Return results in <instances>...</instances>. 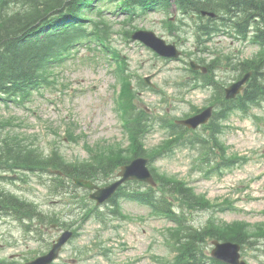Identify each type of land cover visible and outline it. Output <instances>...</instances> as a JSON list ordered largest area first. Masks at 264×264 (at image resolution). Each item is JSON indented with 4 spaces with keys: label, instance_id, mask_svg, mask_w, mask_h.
<instances>
[{
    "label": "rangeland",
    "instance_id": "obj_1",
    "mask_svg": "<svg viewBox=\"0 0 264 264\" xmlns=\"http://www.w3.org/2000/svg\"><path fill=\"white\" fill-rule=\"evenodd\" d=\"M188 19H184L175 7L167 14L153 12L133 20L126 14L110 15L114 31L112 47L127 64L125 75L129 79L119 78L117 65L109 55H102L95 48L82 47L73 58L52 68L54 83L47 90L35 92L25 104L0 103V120H10L0 131V141L7 135H16L23 139L20 141L23 146L37 148L47 155L58 150L71 164L91 163L117 150L130 152L131 135L135 133L131 131L129 120L125 123L124 114L128 108L126 82H129V91L134 93L131 101L139 110L136 112L147 113L143 122L146 126L142 134L143 148L150 156L154 155L155 150L164 147L167 134L171 132L166 125L219 104L215 89L191 74L190 62L200 58L218 68L226 59H247L257 51L222 34L197 46L194 28L190 27L194 24ZM141 30L153 31L168 43L177 44L183 50L182 59L170 61L159 57L128 37V33ZM207 48L209 50L204 53ZM147 77L149 84L145 82ZM235 78L231 67L216 71V81L222 87L235 82ZM220 120L217 123L222 127L217 140L228 147V155L250 156L240 158L238 167L225 164L217 174L206 176L205 171L222 158L211 142L208 147L213 159L201 171L198 159L202 144L195 147V134L209 136V124L195 130L197 133L190 131L182 136H171L172 141L180 142L169 148L165 156L156 155L149 165L159 175L186 180L195 192L221 204L223 211L218 209L216 214L189 211L186 217L192 229L203 230L214 216V224L218 227L230 224L234 225L231 226L233 231H238L247 225L248 232H252L264 222V103L246 113H235L221 123ZM0 176H5L4 171L0 170ZM7 176L0 177V189L39 205L54 222L45 220L39 224L35 222L34 227H24L14 217H2L0 213V264L1 261L27 264L48 253L67 229L76 235L65 245L54 264H173L181 247L176 244L179 241L176 232L170 230L173 223L126 198L121 199L119 217H114L109 206H99L91 200L95 190L78 188L76 191L67 182L70 193L59 196L50 192L55 178L52 174L25 172L8 173ZM115 180L116 176L105 183ZM128 184L127 187H136ZM76 194L81 197L75 199ZM91 208L102 211L101 215H91ZM181 241L186 243L187 240ZM212 250V244H207L206 248L204 243L199 252L209 256ZM242 257L249 264H264V240L254 246L246 245Z\"/></svg>",
    "mask_w": 264,
    "mask_h": 264
},
{
    "label": "trees",
    "instance_id": "obj_2",
    "mask_svg": "<svg viewBox=\"0 0 264 264\" xmlns=\"http://www.w3.org/2000/svg\"><path fill=\"white\" fill-rule=\"evenodd\" d=\"M171 7H176L188 16H196L195 29L199 40L205 35L215 36L223 33L258 46L261 50L255 59L243 63L241 71L253 69L254 77L241 100L228 105L224 112L217 113L216 117L224 118L233 110L261 104L264 101V0H0V102L6 105L27 103L35 92L48 88L50 84L53 85L52 68L60 65L63 60L71 57L75 50L83 46L91 47L94 43H101L110 51L109 43L112 41L114 31L107 18V12L110 15L123 13L134 19L150 12H168ZM202 11L213 12L217 17H204L201 15ZM114 57H118L119 61L116 51ZM126 84H128L126 123L129 120L131 131L135 133L131 135L130 152L117 150L99 156L91 163L71 164L58 150L45 155L37 148L23 146L20 142L23 139L11 134L0 141V170L6 174L0 177L5 179L9 177L8 173L13 172H61L62 175L55 174L50 192L62 195L70 193L67 182L72 184L75 190L78 188L73 182L75 178L104 184L116 175L120 167L136 157H149L152 161L158 154L165 155L166 151L180 140L172 141L170 137L166 139L162 149L155 150L154 155L148 154L142 142V134L146 132L143 122L147 113L136 112L139 110L131 101L134 93L129 91L131 83ZM9 123L10 120H0V131ZM172 125V128H179L172 130V135L184 134L182 130L185 129ZM218 127L217 121H214L209 137L217 135ZM213 139L214 145L220 147L217 137L214 136ZM198 140L204 143L200 163L206 167L208 162L212 161L210 149L205 146L208 141L200 137ZM222 165V162H218L211 166L206 170L207 175L217 173ZM152 172L159 184L158 188L137 182H134L136 187L130 192L121 188L120 193L111 200L114 206L113 214L118 215L119 199L128 197L150 208L152 213L176 222L178 229L174 230L175 236L180 239L185 237L187 241L179 242L181 254L174 264H195L196 260L203 262L196 250H202V245L209 238L242 245L252 244L250 241L252 237L264 238V233L260 234L259 230L247 235L245 225L238 231H233L231 226L218 227L214 224V219L203 230L192 231L187 225V211L188 213L205 209L214 211L217 205L195 194L194 188L187 184L159 175L154 169ZM0 203L6 215L17 217L16 219L22 222L42 223L45 220L54 222L52 216L45 215L36 204L2 189ZM90 214L99 217L96 214L101 215V212L92 209ZM208 260L212 264H222L212 258Z\"/></svg>",
    "mask_w": 264,
    "mask_h": 264
},
{
    "label": "water",
    "instance_id": "obj_3",
    "mask_svg": "<svg viewBox=\"0 0 264 264\" xmlns=\"http://www.w3.org/2000/svg\"><path fill=\"white\" fill-rule=\"evenodd\" d=\"M135 39H140L145 42L148 46L152 47L156 52H158L162 56L167 57H175L177 58L180 55V52L176 49L174 45H167L164 40L156 37L153 32H138L135 36ZM249 79V76H246L241 82L235 84L231 89L227 90L228 96H234L236 92L240 91L243 84ZM212 115V108L207 109L203 113L189 119L183 121L182 124L187 125L188 127L196 128L200 124H203L208 121V119ZM148 160L144 158H138L134 160L130 165L123 167L122 172H120L121 180L116 183L110 185L107 188H98L90 181H86L83 179L76 180L79 186L94 190L97 192L92 195L93 198L97 199L99 203L106 201L110 196L114 194L116 189L127 180L137 179L141 181L148 182L152 185H155V180L147 167ZM72 233L65 232L58 240V242L54 245L52 251L43 256L34 262L29 264H51L55 259L58 258L60 250L63 245L70 239ZM216 249L214 250V256L226 263L229 264H245L244 262H240V246L234 245L231 243L220 244L215 241Z\"/></svg>",
    "mask_w": 264,
    "mask_h": 264
}]
</instances>
